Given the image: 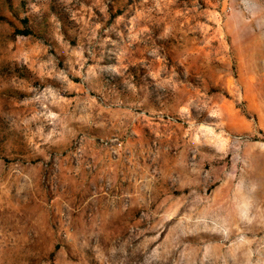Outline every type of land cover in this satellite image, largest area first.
I'll return each mask as SVG.
<instances>
[{
	"label": "rangeland",
	"instance_id": "rangeland-1",
	"mask_svg": "<svg viewBox=\"0 0 264 264\" xmlns=\"http://www.w3.org/2000/svg\"><path fill=\"white\" fill-rule=\"evenodd\" d=\"M0 264H264V0H0Z\"/></svg>",
	"mask_w": 264,
	"mask_h": 264
}]
</instances>
